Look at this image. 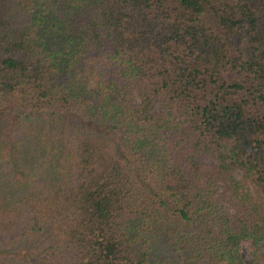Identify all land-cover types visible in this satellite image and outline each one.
Instances as JSON below:
<instances>
[{
	"label": "trees",
	"instance_id": "trees-1",
	"mask_svg": "<svg viewBox=\"0 0 264 264\" xmlns=\"http://www.w3.org/2000/svg\"><path fill=\"white\" fill-rule=\"evenodd\" d=\"M264 262V0H0V264Z\"/></svg>",
	"mask_w": 264,
	"mask_h": 264
},
{
	"label": "rangeland",
	"instance_id": "rangeland-1",
	"mask_svg": "<svg viewBox=\"0 0 264 264\" xmlns=\"http://www.w3.org/2000/svg\"><path fill=\"white\" fill-rule=\"evenodd\" d=\"M243 253H244L245 259L248 262V264H254L252 260V256L250 254V250L247 246H244ZM259 264H264V262L262 261Z\"/></svg>",
	"mask_w": 264,
	"mask_h": 264
}]
</instances>
